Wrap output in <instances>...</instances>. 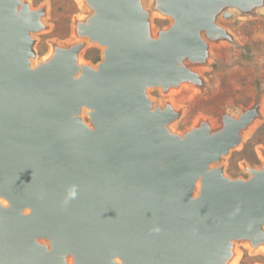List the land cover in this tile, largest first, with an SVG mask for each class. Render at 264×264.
<instances>
[{
	"label": "water",
	"instance_id": "1",
	"mask_svg": "<svg viewBox=\"0 0 264 264\" xmlns=\"http://www.w3.org/2000/svg\"><path fill=\"white\" fill-rule=\"evenodd\" d=\"M155 1L174 21L156 37L142 0H82L76 34L104 48L92 67L81 42L32 66L44 12L0 0V264H230L234 241L264 245V166H215L259 104L179 134L148 96L203 87L185 64L204 63L201 32L232 41L214 14L264 0Z\"/></svg>",
	"mask_w": 264,
	"mask_h": 264
},
{
	"label": "rangeland",
	"instance_id": "2",
	"mask_svg": "<svg viewBox=\"0 0 264 264\" xmlns=\"http://www.w3.org/2000/svg\"><path fill=\"white\" fill-rule=\"evenodd\" d=\"M32 10H43L42 29L32 33L35 58L32 66L44 61L52 48L83 43L80 60L92 67L103 61L104 48L86 37L77 36V23L91 14L87 4L78 0H20ZM149 19L151 36L169 29L172 16L159 10L155 0H142ZM229 14V16L227 15ZM215 24L231 36L211 39L204 32L207 56L202 64L185 60L203 81L199 88L191 83L179 88L161 87L148 90L155 106H171L178 117L171 123L172 131L185 134L203 123L216 132L223 127L225 115L238 117L259 104L260 114L240 131V141L215 166L223 168L226 177L249 179L254 170L264 166V2L244 11L223 6L213 16ZM83 117L91 124L86 112ZM230 264H264V245L253 248L248 240L234 241Z\"/></svg>",
	"mask_w": 264,
	"mask_h": 264
},
{
	"label": "bare ground",
	"instance_id": "3",
	"mask_svg": "<svg viewBox=\"0 0 264 264\" xmlns=\"http://www.w3.org/2000/svg\"><path fill=\"white\" fill-rule=\"evenodd\" d=\"M78 2H79V4H81V5H83V2H82V0H78ZM51 56V55H50ZM47 58H49V57H47ZM7 199L6 198H4V200H2L3 201V206H5L6 204H8L9 202L8 201H6Z\"/></svg>",
	"mask_w": 264,
	"mask_h": 264
}]
</instances>
